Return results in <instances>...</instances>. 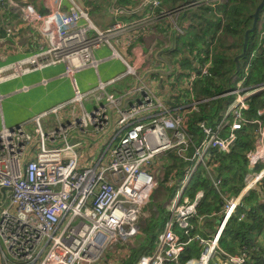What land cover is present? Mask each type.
Wrapping results in <instances>:
<instances>
[{"label": "built area", "instance_id": "built-area-1", "mask_svg": "<svg viewBox=\"0 0 264 264\" xmlns=\"http://www.w3.org/2000/svg\"><path fill=\"white\" fill-rule=\"evenodd\" d=\"M212 2L198 0L173 9L160 7L158 16L168 20L169 30L181 34L180 13ZM144 4L154 8L160 2L146 0ZM260 17L264 18V5ZM82 19L85 22H80ZM148 22L125 20L98 30L87 12L73 1L65 8L58 4L39 13L32 0H0V47L27 51L13 59L0 53V85L63 63L64 75L73 88L68 101L16 125L4 124L0 108V189L5 188L0 205L2 264H102L108 250L137 235L140 218L158 214L150 202L159 182L165 179L164 167L157 168L158 159L168 153L188 165L181 177L169 173V178L175 176L174 191L166 203L163 228L154 249L141 254L134 264L178 262L191 240L188 222L202 197V191L193 197L187 194L190 180L201 165L210 176L212 151L229 152L236 132L251 122L255 125V141L245 152L251 171L239 194L224 199L217 233L206 239L195 235L203 245L197 264H245L244 252H225L218 246V239L242 196L258 188L264 176V106L257 109L255 118L243 114L247 98L264 89V82L243 85L254 51L246 58L243 73L233 79L235 85L228 91L233 95L230 103L214 121L197 120L198 142L192 141L188 125L199 104L212 98L216 84L212 67L219 61L213 51L207 58L199 55L194 59L193 74L180 76L171 68L165 73L177 85L176 93L167 100L154 95L134 55H117L124 71L108 81H98L86 90L77 86L76 72L97 66L94 49L108 42L110 36L142 28ZM263 36L264 30H260L258 39ZM134 38L131 33L117 41L127 45ZM151 74L146 73L152 81ZM125 76H131L132 83L122 92L112 91L111 87ZM20 89L27 91L28 86ZM3 97L0 92V107ZM258 164L261 167L254 170ZM210 178L214 187H219L221 180Z\"/></svg>", "mask_w": 264, "mask_h": 264}, {"label": "trees", "instance_id": "trees-1", "mask_svg": "<svg viewBox=\"0 0 264 264\" xmlns=\"http://www.w3.org/2000/svg\"><path fill=\"white\" fill-rule=\"evenodd\" d=\"M258 2L259 0L216 1L215 6L200 5L190 14L194 20L192 32L181 40L189 44L188 54L194 55L191 51L197 48L199 53L201 51L200 55H205L207 58L208 53L213 51L216 60H220L221 66L224 67V73L218 74L217 82L211 92L212 98L207 103L199 104L198 110L189 120L188 128L193 142H198L200 138V131L196 125L197 120L214 121L217 114L233 98L228 91L234 86L230 78L235 72L234 57L241 52L244 32L251 25V14ZM259 30L257 27L256 31L250 35L246 55L240 60L241 67H243L245 58L251 51H254L252 66L243 81L246 87L264 82V36L260 39L255 38ZM230 47L233 50L227 52L229 57L227 62L224 57L214 52V50ZM243 60L245 61L242 63ZM242 73L243 69L240 68L237 74ZM247 104L248 107L243 114L247 118H255L257 109L264 106V89L251 94L247 98ZM236 134V140L229 152L212 151L211 168L208 170L211 177L214 176L221 180L219 187H214L203 165L198 167L189 182L186 192L190 197H193L195 192L202 191V197L196 206V214L190 220L191 240L186 244L178 262L168 261L166 264H185L189 259L199 258L203 245L195 238V235L204 239L211 236L217 230L223 217L224 199L236 196L241 191L246 174L251 171L247 166L245 152L253 148L255 125L248 122ZM168 155L172 159V165L167 167L165 174L168 176L172 169L175 176L181 177L188 163L177 158L173 153H168ZM260 167L261 164H258L254 170ZM257 186L258 188H253L242 196L228 217L218 239V246L225 252L232 254L244 252L247 255L245 264H264V176L258 181ZM172 192L173 187L170 195ZM157 212L158 214L145 224L144 236L139 235L141 236L139 244L132 249L124 264H133L141 252L150 253L154 249L158 234L167 217L166 207H160ZM181 236L182 239H186L182 233ZM259 237L262 238L260 243H258Z\"/></svg>", "mask_w": 264, "mask_h": 264}, {"label": "crops", "instance_id": "crops-1", "mask_svg": "<svg viewBox=\"0 0 264 264\" xmlns=\"http://www.w3.org/2000/svg\"><path fill=\"white\" fill-rule=\"evenodd\" d=\"M71 1L78 4L87 12L91 23L98 30L112 28L116 22H122L125 20L133 21L137 19H149L148 24L144 27L133 29L129 28L125 32H120L114 36H110L108 38V42H104L94 49V56L97 59V66L83 68L75 74V80L79 89L86 90L92 86H95L98 81L105 82L122 73L124 71V64L121 58L117 55H120L123 58L134 55L139 62L140 73L142 76H144V81L151 86L154 95L162 100H167L173 97L177 91V85L170 82L165 74L170 68L174 71H179V75L184 77L195 72L194 58H196L195 54L197 48L192 49L191 53L194 55L190 56L188 54L190 47L189 44L183 43L181 40L185 36H188L190 32H192V23H194V20L190 17V14L200 5L190 7L186 11L180 13L179 25H181L182 28L181 34H175L172 28L169 30L168 20L160 18L158 14L160 12V7L173 9L185 3L198 0H159L160 4L154 8H149L147 5H145L144 2L146 0H32V3L35 10H37L39 13H45L50 8H53L58 4L65 8L70 5ZM213 1L214 2L210 4L202 5L215 6L216 1ZM260 18L261 19L258 23V28L260 30H264V18ZM80 22L83 23L85 21L82 19ZM131 33L135 35L133 41L127 45L118 43L117 40L120 37H128ZM208 33L210 34V32ZM108 43L113 45L117 53L110 48ZM232 50L233 49L230 47L229 49L222 48L219 50H214V52L220 54L221 57H224L225 62H227L229 59L227 52ZM24 54L25 52L23 55ZM191 57H193V59ZM100 66L102 71L99 70ZM212 70L216 72V83L218 74L224 73V67L221 66L220 60L214 64ZM147 72L152 73V81L149 80L148 76L146 75ZM27 76H32V80L16 88L14 90L15 92H25L24 94H27L36 86L49 87L57 81L63 82L64 86L59 91L57 90L47 95L46 100L58 96L54 102L41 104L39 106L37 103L33 104L31 106L32 110H28L27 114L19 118L20 121L16 124L26 121L32 116L52 106H57L68 101L73 93L70 79L64 75L63 63H57L45 67L41 70L26 74L17 79ZM234 77L236 76L233 74L230 78L235 85V81H233ZM131 79V76L123 77L118 83L111 87V90L114 92H122L132 83ZM43 80H45V83L42 82ZM3 84H1V86H3ZM25 85L28 86L27 91L30 89L28 92L22 91L20 89ZM11 92L12 91H8L5 94L2 93L4 97L1 101V104L4 99L10 98L9 93ZM2 118L4 124L6 125L3 113ZM13 121L15 120H11V122ZM212 177L215 178L214 176ZM1 197L2 191H0V199ZM121 246L123 247L120 249ZM134 247H136V245L130 244V241L127 243H120L112 251H109L111 252L109 255H105L102 264H124ZM143 253L145 252H141L140 255ZM196 259L198 258L189 259L186 261V263L196 264ZM0 264H2L1 255Z\"/></svg>", "mask_w": 264, "mask_h": 264}, {"label": "rangeland", "instance_id": "rangeland-1", "mask_svg": "<svg viewBox=\"0 0 264 264\" xmlns=\"http://www.w3.org/2000/svg\"><path fill=\"white\" fill-rule=\"evenodd\" d=\"M261 16V15H260ZM255 38H259V35L257 34V36ZM9 40H13L12 38H7ZM23 51L27 52L26 50H15L13 46H7V45H3L0 47V53H4L6 55V57L8 59H13L16 57H20L23 55ZM198 54V55H197ZM201 54L198 51H196V58ZM194 58V59H196ZM246 59V58H245ZM245 60L242 61V63ZM242 64H240V68ZM100 71H102V68L100 66L99 68ZM239 76V75H237ZM236 76V77H237ZM32 76H27V77H23L21 79H16V80H12L9 81L5 84H3V86L0 85V92L5 94L8 91H12L10 94V98L8 99H4L2 104H1V111L3 113L4 116V120L6 125H13L16 124L17 122H19V118H21L22 116L27 114L28 110H32L31 106L33 104H36L39 106L41 104H48V103H52L54 102L58 96L48 99L46 100V97L48 94L53 93L55 91H59L63 86V82L61 81H57L56 83L50 85L49 87H43V86H36L34 89L32 90H28L27 94H24L25 92H15L14 90L18 87H20L22 84H26L28 82H30L32 80ZM37 101V102H36ZM38 108V107H37ZM36 108V109H37ZM18 119V120H16ZM11 120H15L13 122H11ZM12 123V124H11ZM172 161V159L170 158V156L168 154H166V156L164 157H159L158 162L160 163V165L157 166V168L160 167H164L162 168V172L164 174V178L163 180H161L157 186V188L154 190L152 196H151V202H150V206H154V209L158 211V209L164 208L166 207V203L167 201L171 198L172 194L171 193V188L174 187V182H173V177H170V174L168 173V176L165 174L167 172V167L169 165V163ZM154 168H156L155 164L152 165ZM170 173L174 171L171 169V171H169ZM172 178V179H171ZM177 178V176H176ZM170 190V192H169ZM174 191V189H173ZM170 195V196H169ZM156 216V214L151 213L150 216H146V217H142L139 220V228H138V232L137 235L130 241V244L133 245H137L140 242V238L141 236H144V232L143 229L145 227V224L151 219L154 218ZM141 235V236H139ZM262 242V238L259 237L258 239V243ZM119 244H117L115 247H117ZM114 247V248H115ZM123 246L120 247V249ZM113 248V249H114ZM113 249H110L106 252V255H109ZM198 260V259H196ZM187 264V263H186ZM195 264V263H194ZM197 264V263H196Z\"/></svg>", "mask_w": 264, "mask_h": 264}, {"label": "water", "instance_id": "water-1", "mask_svg": "<svg viewBox=\"0 0 264 264\" xmlns=\"http://www.w3.org/2000/svg\"><path fill=\"white\" fill-rule=\"evenodd\" d=\"M263 5H264V0H259L257 5L255 6L253 13L251 14V17H252L251 25L244 32L241 52L236 57H234V62H235L234 76H236L237 73L239 72L240 60L243 59L244 56L246 55L249 37L252 33H254L256 31V29L258 27V23L260 21V15H261V10H262ZM3 7L6 8V5H3ZM0 191H2V197L0 199V205H1L2 201L5 198V188L0 189Z\"/></svg>", "mask_w": 264, "mask_h": 264}, {"label": "bare ground", "instance_id": "bare-ground-1", "mask_svg": "<svg viewBox=\"0 0 264 264\" xmlns=\"http://www.w3.org/2000/svg\"><path fill=\"white\" fill-rule=\"evenodd\" d=\"M191 181V180H190ZM190 225H191V222L189 221L188 222ZM217 231H218V228H217V230L214 232V233H212V234H215V233H217ZM210 258H214L215 256L214 255H211V256H209Z\"/></svg>", "mask_w": 264, "mask_h": 264}]
</instances>
